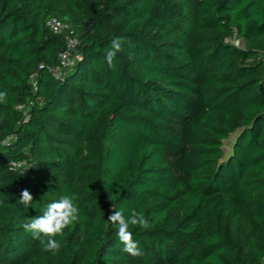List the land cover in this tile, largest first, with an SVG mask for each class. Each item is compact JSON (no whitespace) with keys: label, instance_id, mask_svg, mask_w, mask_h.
<instances>
[{"label":"trees","instance_id":"obj_1","mask_svg":"<svg viewBox=\"0 0 264 264\" xmlns=\"http://www.w3.org/2000/svg\"><path fill=\"white\" fill-rule=\"evenodd\" d=\"M262 82L264 0H0V264H264ZM64 195L52 253L21 225ZM112 209L149 221L140 256Z\"/></svg>","mask_w":264,"mask_h":264},{"label":"clouds","instance_id":"obj_2","mask_svg":"<svg viewBox=\"0 0 264 264\" xmlns=\"http://www.w3.org/2000/svg\"><path fill=\"white\" fill-rule=\"evenodd\" d=\"M123 51V39L114 38L106 53V62L109 67H114L113 60L117 54ZM7 102V91H0V104ZM33 197L29 190L24 189L20 194L19 204L29 206ZM80 209L74 203V197L64 195L51 202L45 211L39 216L32 217L30 221L23 222L21 227L25 232L31 233L34 239L40 240L45 251L55 253L61 248V242L57 237L64 235V230L69 228L79 219ZM107 220L116 226V236L123 245L122 251L132 257L142 254L138 241L133 238L130 230L132 226L141 229H149L150 223L141 211L133 209L128 216L123 211L112 209Z\"/></svg>","mask_w":264,"mask_h":264},{"label":"built area","instance_id":"obj_3","mask_svg":"<svg viewBox=\"0 0 264 264\" xmlns=\"http://www.w3.org/2000/svg\"><path fill=\"white\" fill-rule=\"evenodd\" d=\"M46 24L53 33L63 34L64 36V48L58 53V64L50 69L52 76L59 77L73 64L75 57L73 51L77 38L70 25L56 17H50ZM19 108H22V106H19Z\"/></svg>","mask_w":264,"mask_h":264},{"label":"rangeland","instance_id":"obj_4","mask_svg":"<svg viewBox=\"0 0 264 264\" xmlns=\"http://www.w3.org/2000/svg\"><path fill=\"white\" fill-rule=\"evenodd\" d=\"M231 41H232L233 44H235V45H237L238 47H240V42H239L238 40H236V39H232ZM232 137H233V136H232ZM231 139H232V138H230V140H231ZM228 143H229V141L226 142V144H225V148H226V149H228V145H229Z\"/></svg>","mask_w":264,"mask_h":264},{"label":"water","instance_id":"obj_5","mask_svg":"<svg viewBox=\"0 0 264 264\" xmlns=\"http://www.w3.org/2000/svg\"><path fill=\"white\" fill-rule=\"evenodd\" d=\"M259 90L261 92H264V82H262L261 85L259 86Z\"/></svg>","mask_w":264,"mask_h":264}]
</instances>
